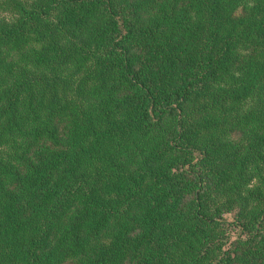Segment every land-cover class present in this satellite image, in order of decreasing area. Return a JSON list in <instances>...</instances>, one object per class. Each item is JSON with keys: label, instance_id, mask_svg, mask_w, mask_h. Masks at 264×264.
Returning <instances> with one entry per match:
<instances>
[{"label": "trees", "instance_id": "1", "mask_svg": "<svg viewBox=\"0 0 264 264\" xmlns=\"http://www.w3.org/2000/svg\"><path fill=\"white\" fill-rule=\"evenodd\" d=\"M0 264H264V0H0Z\"/></svg>", "mask_w": 264, "mask_h": 264}, {"label": "rangeland", "instance_id": "2", "mask_svg": "<svg viewBox=\"0 0 264 264\" xmlns=\"http://www.w3.org/2000/svg\"><path fill=\"white\" fill-rule=\"evenodd\" d=\"M233 232H235V231H233Z\"/></svg>", "mask_w": 264, "mask_h": 264}]
</instances>
